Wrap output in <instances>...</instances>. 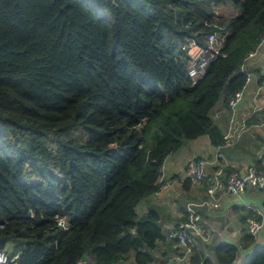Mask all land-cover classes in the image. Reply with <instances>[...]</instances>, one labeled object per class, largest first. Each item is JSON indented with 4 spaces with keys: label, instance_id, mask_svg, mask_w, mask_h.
Returning a JSON list of instances; mask_svg holds the SVG:
<instances>
[{
    "label": "trees",
    "instance_id": "16d2710c",
    "mask_svg": "<svg viewBox=\"0 0 264 264\" xmlns=\"http://www.w3.org/2000/svg\"><path fill=\"white\" fill-rule=\"evenodd\" d=\"M217 30L220 54L192 82L183 46ZM263 35L264 0H0V249L16 264H115L130 251L148 264L159 215L137 204L183 140L223 143L213 108L230 112ZM235 251L220 244L215 260ZM242 264H264V246Z\"/></svg>",
    "mask_w": 264,
    "mask_h": 264
},
{
    "label": "crops",
    "instance_id": "0c3cea01",
    "mask_svg": "<svg viewBox=\"0 0 264 264\" xmlns=\"http://www.w3.org/2000/svg\"><path fill=\"white\" fill-rule=\"evenodd\" d=\"M247 68L250 72L249 80L242 89L240 99L232 109L229 107L230 112L225 116L221 101L217 102L212 111L223 131V138L227 137L225 143L211 144L206 133L183 140L164 157L158 189L137 204L138 214L153 207L159 215L162 237L156 239L154 246L149 249L151 261L148 264H195L192 260L193 250L214 264H221L215 260V248L226 243L236 247L235 257L229 264H242L256 248L264 246V230L257 238H253V243L244 246V238L248 234L246 218H260L261 214L256 209L264 214V189L248 185L243 187L239 197L224 194L217 207H201L197 229L192 232L191 241L186 247L166 236L170 228L184 219L187 202L210 199L203 185L187 180L185 167L189 160L204 158L209 172L221 170L226 173L228 167L234 170L243 169L247 165L264 170V46L257 48L255 54L247 60ZM252 115L254 117L250 118ZM220 178L223 179V175ZM115 264H136L133 252L124 255Z\"/></svg>",
    "mask_w": 264,
    "mask_h": 264
},
{
    "label": "built area",
    "instance_id": "2783aa9c",
    "mask_svg": "<svg viewBox=\"0 0 264 264\" xmlns=\"http://www.w3.org/2000/svg\"><path fill=\"white\" fill-rule=\"evenodd\" d=\"M219 14L218 11H216ZM225 33L219 30L207 34L204 39V45H198L193 40L183 46L187 48L189 58L186 62L187 73L192 82L199 79L209 61L220 54V48L224 41ZM264 46V35L261 37L257 46L250 50L243 63L241 69L246 72L245 82L242 88L235 92L234 96L229 100V107L232 109L236 102L240 99L242 89L249 80L250 72L247 68V60L253 56L257 48ZM264 85V82L262 83ZM227 137L224 136L225 143ZM207 160L204 158H195L189 160L185 167L186 177L196 184L204 186L205 192L210 199L201 202H187L185 204V217L178 222L174 227L170 228L166 234L168 238L174 239L175 242L183 247L191 241V235L197 229V223L200 220L201 207L208 205L213 208L219 205L220 198L224 194H231L239 197L244 186H251L257 189H264V170L247 165L243 169H234L228 173H223L221 170L209 172L206 170ZM223 175V179L220 178ZM254 208L253 206H251ZM256 212L261 214L260 218L252 216L245 220L246 232L253 238H257L261 231L264 230V214L261 210L256 209ZM57 225L61 227L67 226V221L64 217L56 219ZM7 247L0 249V264H16L18 253L8 254Z\"/></svg>",
    "mask_w": 264,
    "mask_h": 264
},
{
    "label": "rangeland",
    "instance_id": "374dc122",
    "mask_svg": "<svg viewBox=\"0 0 264 264\" xmlns=\"http://www.w3.org/2000/svg\"><path fill=\"white\" fill-rule=\"evenodd\" d=\"M220 14H222L224 17L229 16L230 14L234 13L236 10H234L233 8L229 7V6H223L218 8L217 10ZM261 132V131H260ZM257 133V132H256ZM252 143V140H251ZM38 179H34L33 181H36Z\"/></svg>",
    "mask_w": 264,
    "mask_h": 264
},
{
    "label": "water",
    "instance_id": "95a60500",
    "mask_svg": "<svg viewBox=\"0 0 264 264\" xmlns=\"http://www.w3.org/2000/svg\"><path fill=\"white\" fill-rule=\"evenodd\" d=\"M262 104H264V99L262 100ZM86 259H87V256L86 255H82L81 260L85 261Z\"/></svg>",
    "mask_w": 264,
    "mask_h": 264
}]
</instances>
